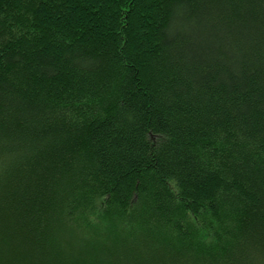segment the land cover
Listing matches in <instances>:
<instances>
[{
    "label": "trees",
    "instance_id": "16d2710c",
    "mask_svg": "<svg viewBox=\"0 0 264 264\" xmlns=\"http://www.w3.org/2000/svg\"><path fill=\"white\" fill-rule=\"evenodd\" d=\"M0 264H264V0H0Z\"/></svg>",
    "mask_w": 264,
    "mask_h": 264
}]
</instances>
